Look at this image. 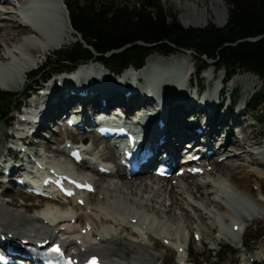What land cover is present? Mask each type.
I'll return each mask as SVG.
<instances>
[{"label":"bare ground","instance_id":"bare-ground-1","mask_svg":"<svg viewBox=\"0 0 264 264\" xmlns=\"http://www.w3.org/2000/svg\"><path fill=\"white\" fill-rule=\"evenodd\" d=\"M42 1L51 7L49 11H47L48 8H46L48 15L47 17L54 18L53 22L49 19H45L41 23L42 27L46 31V34L40 31L38 28H34L32 25L22 22L23 18L19 16V11L24 9L26 0H0V6L4 7L2 9L0 8V34H6V30L10 28V23H13L12 21L14 20H16L15 26L19 25L17 26L18 29H16L13 33L14 38L17 37V33L31 28L37 34H39V37L32 35L23 37L32 42V44L21 42L20 46L28 48L27 52L23 49V47L18 48L15 45L3 46V44H1L2 47H5L9 51L10 60H5L8 62H2L0 64V70L3 74L0 78L2 80L8 78L15 79L14 84L9 86H14L18 89L19 87L23 86L26 83V80L29 78L30 71L33 67H35V65L32 66L34 61L38 62L37 66H39L42 63L40 62L41 57L45 58L51 52H54V46L64 40L62 39L63 36L61 35L64 32L66 33L63 22L66 23L68 31H73L72 35L74 37L73 39H75V32L70 23V15L68 9L65 7V0ZM185 1V5H181L187 12L183 16L184 19H187L183 22L185 28H205L210 22L214 23L219 28H223L227 25V12L229 10L227 11V7L224 6L223 0H209L210 5L201 10H199L196 3L199 1L205 2L206 0H197L192 2L188 0ZM6 6H11L14 10H11V8ZM190 9H193V11H190ZM198 11H200V15L205 17L199 18L200 15L197 14ZM12 27L14 28L13 24ZM51 33L54 36H51ZM40 36L42 37V40L40 39ZM12 39L4 38L1 42L10 43L12 42ZM49 41L52 43H49ZM41 48L44 50L40 51L39 49ZM60 48L61 46L59 45L57 49ZM187 53L189 52H185L183 55H189ZM30 54H34L35 57ZM25 55L32 57L33 62L28 64L23 63L22 58ZM175 59L176 56L169 59H161L165 63H156L154 58L150 57L145 68L139 73L131 68L125 72L124 76H121L118 79L114 77L112 72L107 70L104 66H99L95 63H92V65L88 66H82L80 69L78 68L73 72H56V74L51 71L45 72L41 76V80L44 81V84L40 89L41 91L38 92L37 98L31 102L30 112H28V110V113L26 112L24 115L31 116V119L29 118L27 123L21 122V125L19 126L25 127L28 125L31 126V128H36V134L38 136L43 135V138L44 136L45 138L49 137L54 142L56 137H58L57 134L53 133L54 135L50 136V134H44L42 130L48 129L50 124L56 122L58 118H66L64 116L67 113H69L68 115L72 113L76 116L79 113L80 122L84 123V125H87L92 122L93 119V110H89V108L94 106V108L98 110L101 104L100 100H103L106 102L104 108L106 110L111 109L116 103H118L128 112H131V116L139 123V131H142V135H145L146 130L144 123L151 117V115L164 122L165 127L161 131L155 128V130L158 131L165 140V144L158 147L157 159H159L161 156L160 151L164 152V150L166 151V149H170V154L164 152L170 156V161L175 164L181 163L182 160L181 162H178L177 148L174 146L177 145L180 139L185 137H190L192 140L191 142H188V146L189 143L195 142V147H202V145L198 146V143L204 141L206 137L207 141L204 146H212L213 143L217 141V144H220L219 147L213 145L211 148H209V150L214 151V155L210 158H207L206 155L203 156L201 163L204 162V165H192L196 168L202 169L204 171L202 175H191L186 171L181 178H171L172 180L169 181L170 184L167 183L165 184L166 186L162 185L160 190H162V193H165L166 196L168 195L170 197L168 199H171L176 205V214L177 210L185 211L186 205L187 207H191L199 214V219H201L200 215H202L204 219L201 220H206L208 218V211H212V207L216 208L217 210L219 209L220 212L225 213V221L223 220V227L225 231L223 236H219V240H223L225 237H227L228 240L234 242L237 245V240L240 239L239 242H242V246L245 247L243 234L248 225H244V223L248 224L256 221L257 219H264V215L261 217V215L256 213L257 209L262 211L264 209V188L263 184L261 183L262 187L259 188L257 186L255 193L253 191V184L251 185L252 191L248 189L247 193H245L234 187L232 181L229 178L232 179L234 177V171L238 172L239 174H247L246 177L250 173L253 175V173L248 170V167H253L256 169L255 173L257 175L258 173L264 174V146L259 145V147H255L254 151L244 149L245 145L243 143L245 141L254 140L251 135H248L250 129H247V133L246 128H251L254 126H241V118L243 117L245 110L244 108H238V104H236L234 101V95H231V88H227V85H229L233 79H236L232 85L234 91L240 82V84L244 85V91L246 93H253L257 88L261 87V82L258 77L252 73L239 72L227 85L223 84V78L221 80L215 81L213 84H207L208 87L206 88L205 92L201 94L199 91V78L197 77L198 79L196 80V84L193 83L192 81L194 72L192 69H188V67L185 65L182 66L180 60L176 61ZM48 61L49 60L47 59V62ZM172 61L177 63L173 64ZM158 66H167L169 68L165 67V69H160ZM19 67H21V69H19ZM209 78L210 77L207 75L206 79L208 81ZM2 80L0 83L5 86L6 84ZM212 80H214V78ZM7 86L8 85L1 89H10L7 88ZM223 89L230 92L228 101H223L221 98ZM129 91L131 94L128 96L126 94ZM78 93H88V95L85 98H82ZM64 98L67 101H65ZM34 103L36 105H33ZM135 107L136 111H133V108ZM32 108H35L34 114L31 112L33 110ZM90 112L91 116L89 115ZM140 112L143 113L141 114ZM139 113L140 116L138 117L137 115ZM82 115L84 116L83 118L81 117ZM235 125L236 127H241L240 131L241 134H243L242 139L239 137V135H236V132L232 130V126ZM193 127L201 128L203 134L198 135L194 132H191L190 136H188L187 130H192ZM54 130L57 131L59 135H61L60 137H62V135L66 136L64 138L68 139L67 142L70 143L78 144L79 141L88 137L87 135L83 134V132H78L79 134L74 133L73 129H69V127L65 124ZM13 134L14 133H12V135ZM250 134L254 133L251 132ZM259 134L260 132L257 134L258 138ZM89 136L91 138L90 142H92V144L96 146L101 143L105 144L106 152L101 150L97 151L98 154L96 159L99 160L98 165L106 167L107 161L116 162V152L108 142H105L92 134ZM24 140L30 146L37 149V152L35 151L37 154H40L38 150H45L44 146H48L45 139L39 138L34 141L33 139L26 137ZM58 140L59 139L57 138V141ZM229 144L231 145L228 151ZM250 144L254 146V143ZM259 144L262 143L259 142ZM243 145L244 147L242 150L241 148ZM248 146L250 147L251 145ZM66 147L67 146L64 145L62 147L53 148L57 149L55 152L58 154V156H61L60 154H63L62 156H64L67 153ZM53 148H49V146L46 147L48 151L49 149L53 151ZM9 150L10 148L8 151ZM47 150L45 151L48 152ZM218 150L220 151L217 152ZM188 153H191V151ZM27 155L25 154L24 156ZM91 156H94V154H91ZM215 156L216 159H214ZM66 161L68 163L72 162L69 154L68 157H66ZM206 162H208V164H206ZM53 165H57L59 169L66 170L69 174L76 175V173H73L69 170V165H66V169H64L65 167H60V165L57 163H53ZM82 165L83 166H77L85 167L95 172V169L93 167L90 168L87 162L83 163ZM5 166L12 170L13 177L18 175L19 169H16L17 166L14 160L9 162V160L5 159L2 163H0V168H2L0 174H3ZM181 168L184 167H179L178 170ZM221 172H223L229 178H223L220 174ZM95 173H97V175H101L99 180H94L92 178L93 181H91L88 175L82 177L89 180L94 185L95 190H97L98 187L101 188V191L104 189V191L100 194L101 196L98 197L97 204L93 208V212L97 214V216L94 214H85L83 212H79L81 210L83 211L84 209L77 203L78 200L83 199L86 204H92V199L90 198L91 194H85L84 196L69 200L76 202L74 206L75 211L72 214H63L57 209L53 208V205L51 202H49L50 200L46 201L45 207L40 210V214H38L37 218L35 219V216L30 219L27 214L24 215L19 210L11 209L0 199V227L2 232L5 233L6 237L10 236L12 239H14L12 241H18L21 243L22 240H29L27 242L28 245H34V243L37 241H51V239L54 241L60 240L65 248L68 247L74 250L77 253L75 257L79 259L86 258L87 256L95 253H100L103 264H158V260L160 258L154 252L153 247L145 242L146 238L150 243L153 244L154 247H161L162 240L175 242L177 239L168 232H165V234L162 235L157 234L160 229L157 223L158 219H154V217L151 215H145L144 220H150V218L153 219V225H157L154 227L156 229L155 231L157 232L153 230L145 232L142 224L138 225L136 222L133 223V221L130 220L125 222V219H129L131 215L130 213L128 215H122L121 212L120 219L117 215L115 218L113 216L115 211L108 203L111 201H109V188H105L102 185V180L106 181L108 179L106 177H118L119 179L125 178L129 183H133L132 179L140 175L136 174L135 176L130 177L128 174L125 175V171L121 168L116 171L113 170L109 175L101 174L98 170ZM143 174H145L143 178H135V181H138V183L141 181L145 184L148 181L150 182V185L145 188L130 189L131 192L126 191L127 198H131L126 199L127 201L132 202L133 197L136 199L142 197L143 195H141V192L151 194V192L156 191V188H154L155 183L160 184L162 182L164 184V182L167 181L166 179L159 178L154 174H149V171H145V173H142L141 175ZM238 177L242 178L244 176L241 175ZM257 180L262 182V180H264V176L260 175V178H257ZM184 181L187 182L185 185L183 184ZM2 183L3 181H1V184ZM2 185L6 186L5 184ZM261 190H263V193ZM118 192L121 194V192L125 191L118 190ZM175 192H177L179 195H182L184 198L192 199L189 200L191 203L182 206L185 204V202L181 200ZM0 193L2 198L7 199L8 202H10L12 199L17 200L19 196L27 198L26 195L31 196L32 198L40 199L39 197L27 194L20 190L15 192L16 198H7L9 197V193L6 190H0ZM161 196V193L157 192L156 195H154V198H160ZM197 196L206 200L204 204L201 205L200 202L199 204L193 202V199H196L195 197ZM40 200L43 202L44 199ZM165 201H167L166 198L164 199V202ZM223 202H232L241 207L240 211L243 219L240 220L237 216L230 212L231 210L228 209ZM138 204H140V207H145V201L143 200V197L140 199ZM40 206L42 205L40 204ZM202 210H206L204 215ZM171 211L174 212L173 209H169V212ZM186 211L188 214H190L188 209H186ZM178 215L179 214H177V217L179 218ZM183 216L186 217L187 222L190 221L185 212L183 213ZM142 217L138 213H135L131 215V220L138 218V222L144 221L142 220ZM29 221L31 223H28ZM109 224L115 227H121L122 230L126 232L128 236H130V238L117 239L116 236L112 234H109L108 236L103 235L99 231V228ZM23 226L26 227L24 228ZM131 226H133V229H130ZM137 226L139 227L136 229ZM235 226H239V232L234 231ZM229 227H231V229ZM165 229L166 228L164 227V230ZM186 230L187 235L192 237L193 228H191V232L190 228L188 227ZM227 231L230 233H227ZM181 232L178 230L175 233ZM199 234L201 235V232H199ZM119 243H122V248L119 247ZM187 246H189V242ZM127 250H130L131 252L129 253ZM68 252L70 251L68 250ZM169 252V257L175 254V250L173 248L170 249ZM187 252H189V249ZM261 258H264V244L261 247V253L252 255L251 258L247 259L244 264H258L261 262ZM180 260L189 262V253H187V255H182Z\"/></svg>","mask_w":264,"mask_h":264},{"label":"rangeland","instance_id":"rangeland-1","mask_svg":"<svg viewBox=\"0 0 264 264\" xmlns=\"http://www.w3.org/2000/svg\"><path fill=\"white\" fill-rule=\"evenodd\" d=\"M116 1H118V2L127 1V2H131V4H133L137 0H116ZM158 1H160L161 4L167 9L168 13L175 15L182 25H183V22L187 20V19L183 18V16L187 13L185 11V9L182 7L185 5V2H186L185 0H158ZM188 1L192 2V1H197V0H188ZM223 3H224V6L227 7L225 0H223ZM196 4H197L199 10H201V9H204L207 6H209L210 1L209 0H206L205 2L199 1ZM6 7L11 8V10L13 9L11 6H6ZM0 8L2 9L4 7L0 6ZM226 9L228 11V7ZM190 11H193V9H190ZM197 14L200 15L201 14L200 11H198ZM204 17L205 16H202V15L199 16V18H204ZM12 22L13 23H10V28H8L6 30V34H0V57H1L0 58V64L2 62L3 63L8 62L5 60H10L9 51L5 47H2L1 44H3V46L4 45H6V46L15 45L18 48H20V47H23V46H20L21 42H27V43L32 44V42L28 41L26 38H23L24 36L32 35V36L39 37V34H37L31 28V29H26L24 31L17 33L16 34L17 37L14 38L13 33L16 29H18L17 26H19V25L15 26L16 20H14ZM12 24L14 25V28L12 27ZM208 25L216 26L212 22H210ZM63 26L66 30V33L64 32L63 34H61V33L60 34L63 36L62 39H64V40H62L59 44L55 45L54 46L55 51L51 52L49 55H47V57H45L46 59L49 60L50 63L54 62V60L56 59L55 54H57L60 50L68 48V47H70V46H72L75 43L80 41V38H79V36L77 37L76 33L74 34L75 39H73L74 38L72 35L73 31L72 30L68 31L66 23L63 22ZM191 28H194V27H191ZM51 36H54V35L51 33ZM4 38H11V39L14 38L15 40L12 39V42H10V43H2L1 41ZM40 39L42 40L41 36H40ZM59 45L61 46V48L57 49V47H59ZM23 49L26 52L28 50V48H26V47H23ZM39 50L42 51L44 49L41 48ZM183 54H185V52H182V51L179 52L178 51V52L174 53L173 55L163 56L160 53L155 52L151 56L154 58L156 63H158V62L159 63H162V62L165 63L164 61L161 60V58L169 59L171 57L176 56V59H175L176 61L180 60V63L182 64V66L185 65L186 67H188V69L190 68L194 72V70H195L194 68H197L199 65V60H197L196 57L192 53H187L189 55H185V56ZM30 55L34 56V54H30ZM45 58L41 57L40 62H43L42 60H44ZM172 62H173V64L177 63L175 61H172ZM37 63L38 62L34 61V64L32 66H34V65L37 66ZM165 67H167V66H163V67L158 66V68H160V69H165ZM167 68H169V67H167ZM207 75L210 77L209 81L206 79ZM223 76H225L223 71H220L217 73L214 70V68L211 66L205 72H203L200 76L199 75H197V76L193 75V81L192 82L196 84V80L199 78V81H200L199 84L203 85L204 87L206 85V88H207L208 87L207 84H209V83L213 84V83H215V81L221 80L223 78ZM177 78H178V76H177ZM213 78H214V80H212ZM1 80L2 79L0 78V82H1ZM36 80L39 82L41 80V77L37 78ZM234 80H236V79H233L229 83V85H227V88L228 87H229V89L231 88V92H232L231 95H234V98H235L234 101H236V103L238 104V108H244V105H243L244 102H239V100H241V99L245 100L246 107H247V110L243 113V117L241 118V121H242L241 126L242 127L243 126H245V127L254 126L251 128H249V127L246 128V132H247V129L248 130L250 129L248 135L249 136L251 135L254 138V140L245 141L243 143L245 145L244 149H249V150L254 151L255 148H252V144H250V143H254L253 144L254 146L255 145L264 146V110H261V111H260V109L254 110L252 107L249 106L247 101L260 88H257L255 90V92H253V93H251V92L246 93L244 91V89H245L244 85L240 84V82H239L236 90L234 91L233 86H232ZM2 81H4V83L6 85H8L7 88H10V89H1V88L6 87V85L3 86L0 83V89H1L0 91H7V92H10L13 94H18V95H22L23 93H25L27 91V89H29V87L31 86V84L33 82V80L28 78L26 80V83L23 86L19 87V89H18L17 87L9 86L11 84H14L15 79L8 78V79H4ZM223 84H226L225 81L223 82ZM19 86H20V84H19ZM229 93L230 92H228V90L223 91L221 98L224 99V101L225 100L228 101ZM20 101L22 102L23 98H21ZM30 101H32V100L30 99ZM101 101H103V100H100V102ZM16 117L17 116L13 117V119H16V120L12 122V126L10 128L8 125L0 124V163H2L4 159L9 160V162L14 160L12 156L7 157V153H8L7 151L9 148H11L12 145L15 146V144H16L11 139H9L10 137L8 136V135H11L12 133H14L15 126L18 127L17 121H19V117H17V118ZM63 124H64L63 119L58 118L56 120V122L50 124V127L48 129L42 130V132L44 134H50V136H51V135H54L53 133H55L58 136V137H56V139L53 142L49 137L45 138V136H44V138H43V135H40V139H45V141H47L46 144L49 146V148L62 147L67 143L68 139L64 138L66 136L62 135V137H60L61 135H59V133L54 130L58 127H61V125H63ZM26 130H29V129H26ZM251 132H253L254 134H250ZM259 132H260V134H259V138H258L257 134ZM7 136H8V138H6ZM87 136H88L87 138H90L89 135H87ZM57 138L59 139L58 141H57ZM90 140H91V138H90ZM259 142H261L262 144H259ZM49 143H50V145H49ZM230 145L231 144L228 145V151H229ZM244 145L241 148L242 150H243ZM248 145H251V146L249 147ZM45 146H44V149L47 150L46 147H48V146H46V147ZM33 149L37 152V149L32 148V150ZM32 150H31V152H32ZM45 150H38L40 152V154H38V158L40 160H43L45 162L63 163L64 167H66V165H69V163L66 161V157H68V153H66V155H64V156H62L63 154H60L61 156H58V154L55 152L57 149H54L53 151H51L49 149V151L47 150L48 152H46ZM95 154L97 155L98 152L96 151ZM93 159L96 160V157L94 156ZM214 159H216V156L214 157ZM20 162L21 161H17L16 165H20ZM98 162H99V160H98ZM69 167L73 172H75L77 174L84 173L85 175H88L90 178H93L94 180L100 179L99 177L101 175H96L95 172H92L89 169H86L84 167H79V166H75V167L69 166ZM83 169H85V171ZM1 170H2V168H0V171ZM95 170H96V167H95ZM248 170L251 171L253 173V175L251 173L250 174L248 173L249 175L246 177L247 174H239L238 172L234 171V173H233L234 177L231 179L228 176H226L223 172H221L220 174L223 178H229L232 181L234 187H236L237 189H239L245 193H247L248 189L251 190V185L254 184L253 185V187H254L253 191L256 193L257 186L259 188H261L262 184H263V188H264V180H262V182L257 180V178H260V175L264 176V174L258 173V175H257L255 173L256 169H254L253 167H248ZM1 175L2 174H0V190L1 191H5V190L8 191L9 197H7V198H16L15 197L16 190L11 185L4 186V185H2L3 183L1 184V179H2ZM36 175H38V174H34L33 172H29L30 178L36 179ZM241 175H243L244 177H242V178L238 177ZM143 176H145V175H140V176L135 177V178H143ZM106 178H108L106 181L102 180V182H103L102 185L105 188H109V192H108V194L110 196L109 201L110 200L111 201L108 203L112 207V209L115 211L113 213V216L115 218L118 216V218L120 219V217H121L120 213L121 212H122L121 214H126V215H128L129 213L131 215L138 213L139 215H141V217L142 216L145 217V215L146 216L151 215L152 217H154V219L155 218L158 219L157 223L159 226H164L166 228L165 229L166 233L168 232V233L172 234L174 237H176V235L178 233H175V232H177L178 230H179V232L182 231L181 232L182 234L180 233V236H181L180 239H182L184 248L187 247L189 249L188 253L190 255V260L194 264H244L247 261V259L251 258L252 255L261 253V247L264 244V219L263 218L257 219L256 221H254L252 223H248V224L244 223V225H248L246 230L244 231V234H243V238L245 240V247L242 246V244H241L242 242H239L240 239L237 240L238 244L236 245L234 242L228 240L227 237H225L223 240H219V236H223V233L225 231V229L223 227V222L225 221V217H226V214L223 212H220L219 209H218L219 210L218 211L216 208L212 207L211 208L212 211L207 210L209 213L208 218L206 220H201V219H204V217L202 215H200L201 219H199L198 218L199 214L195 210H193L191 207H187V205H186V204L191 203V201H189V200H192V199L184 198V197H182V195H179L177 192H175L180 197V199L185 202V204H183L182 206L186 205V207H187V208L185 207V211L177 210V214H179L178 215L179 218L177 217L176 209H175L176 205L173 203V201L171 199H168V198H170L168 195L166 196V194L162 193L163 191L160 190V188H162V185L166 186L165 184L169 183V181H171L172 179L171 180L166 179L167 181H165L164 184L162 182L160 184L155 183L156 185L154 184V186H155L154 188H156V191L151 192V194L141 192V195H143L142 196L143 200L145 201V204H144L145 207H140V204H138V203L142 197L137 198V199L135 197H133L132 202L127 201L126 199H131V198H127L126 191L131 192V190L133 188L139 189V188L148 187V185H150L149 184L150 182L147 181V183L145 184L144 182L139 181V183H138V181H135V178H133L132 179L133 183H129L128 181H126L125 178H120L121 180L118 177H106ZM136 180H140V179H136ZM186 181H191V180H186ZM186 181H184V183H183L184 185H185V183H187ZM100 183H101V180H100ZM118 190L125 191V192H121V194H120L118 192ZM163 190H164V188H163ZM103 191H104V189H103ZM103 191H101V188L98 187L97 191L90 196V198L92 199V204H85V206H81L84 210L83 211L81 210L79 212H83L85 214H94L95 216H97V214H95L93 212V208L97 204L98 197L101 196L100 194ZM157 192L161 193L162 196L160 198H156V197L154 198V195H156ZM215 192H216V190H215ZM261 192L263 193V190H261ZM19 197L17 198V200L12 199L10 202H8L7 199L2 198L1 193H0V199H1V201L5 202L6 206L10 207L11 209L19 210L24 215L27 214L30 217V219H32L33 216H35L34 219L37 218L38 214H40V212H41L40 210H42V209H35V208L39 207L40 204L41 205L46 204L45 200H43V202H42L40 199L32 198L31 196L26 195L27 198H24V197L19 198ZM124 197H125V199H124ZM209 197H211V196H209ZM165 198L167 199V201L164 202ZM195 198L196 199H193V202L198 203V204L200 202L201 205L204 204V202L206 201V200H204V198H201V197L199 198L198 196ZM249 201L251 202L250 199H249ZM61 202H63V201H61ZM69 203L70 204L58 203L57 206H54V208H56L59 212H61L63 214H72L75 211L74 206H75L76 202L75 201H69ZM223 203L227 206L228 209L231 210L230 212H232L240 220L243 219V217L241 215V211H240L241 207H239L238 205H236L232 202H229V203L223 202ZM233 206H235V207H233ZM169 209H173L174 212L173 211L169 212ZM181 209H183V208H181ZM186 209H188V211L190 212L191 215L188 214ZM205 211H203V215H204ZM184 212L187 214L188 219L190 220L189 222H187L186 217L183 216ZM262 212L264 213V209H263V211L260 209L256 210V213L261 215V217H263V215H264ZM205 214H207V213H205ZM128 220L131 221V218L125 219L124 221L128 222ZM28 223H31V222L29 221ZM23 227L25 228L26 226H23ZM187 227L190 228V232H191V228H193L192 237H189L187 235V230H186ZM229 228L231 229V227H229ZM130 229H133V226H131ZM99 231L103 235H106V236H108L109 234L115 235L117 239H120V238L129 239L130 238V236H128V234L126 232H124L121 227H115L111 224L101 226L99 228ZM185 231H186V233H185ZM199 232H201V235L199 234ZM227 233H230V232L227 231ZM196 235L199 238L201 237V239L197 241L195 238ZM189 238H190V241H189ZM145 242L150 244L153 247L154 252L159 256L160 259L158 260V264H181V261L178 259L177 256H175L177 254L178 248H176V246L171 245L169 241H168L169 244H166L167 241L162 240V246L161 247H154L153 244L147 240V238H146ZM188 242H189V246H187ZM118 245L120 248H122V243H119ZM172 248L175 249L176 251H175V254L173 256L169 257V255H170L169 250ZM127 252L130 253L131 251L127 250ZM95 254L100 255V253H95ZM188 264H192V263H188ZM258 264H264V258H261V262H259Z\"/></svg>","mask_w":264,"mask_h":264},{"label":"trees","instance_id":"trees-1","mask_svg":"<svg viewBox=\"0 0 264 264\" xmlns=\"http://www.w3.org/2000/svg\"><path fill=\"white\" fill-rule=\"evenodd\" d=\"M225 3L229 16L224 28L209 25L186 29L158 0H137L133 4L65 0L72 27L81 41L55 54L51 66L35 74L32 83L39 84L36 79L42 72L72 70L90 61H99L118 74L130 67L141 69L154 52L170 56L191 51L199 60L198 75L211 66L223 71L229 80L239 72L256 75L261 87L247 103L254 110H264V0ZM20 97L0 91V123L9 122L14 110L20 108Z\"/></svg>","mask_w":264,"mask_h":264},{"label":"water","instance_id":"water-1","mask_svg":"<svg viewBox=\"0 0 264 264\" xmlns=\"http://www.w3.org/2000/svg\"><path fill=\"white\" fill-rule=\"evenodd\" d=\"M261 38H262V36H260V37L256 38L255 40H259V39H261Z\"/></svg>","mask_w":264,"mask_h":264}]
</instances>
